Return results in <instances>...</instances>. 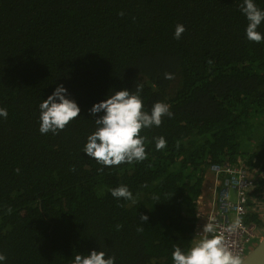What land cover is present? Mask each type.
Here are the masks:
<instances>
[{
  "label": "trees",
  "instance_id": "obj_1",
  "mask_svg": "<svg viewBox=\"0 0 264 264\" xmlns=\"http://www.w3.org/2000/svg\"><path fill=\"white\" fill-rule=\"evenodd\" d=\"M240 2L0 0L5 264H72L92 250L115 264H172L173 245L194 243L209 169L225 163L255 178L247 223L264 236V41L246 39ZM255 3L264 9V0ZM177 24L186 29L179 40ZM59 85L79 117L42 135L39 104ZM135 85L142 110L163 102L173 115L141 130L147 159L100 171L82 152L95 129L89 110L110 91ZM161 136L166 146L157 151ZM120 185L134 200L111 196Z\"/></svg>",
  "mask_w": 264,
  "mask_h": 264
},
{
  "label": "clouds",
  "instance_id": "obj_2",
  "mask_svg": "<svg viewBox=\"0 0 264 264\" xmlns=\"http://www.w3.org/2000/svg\"><path fill=\"white\" fill-rule=\"evenodd\" d=\"M239 9L248 21L245 28L246 39L256 43L264 41V33L258 31L264 23V9L259 8L255 0H241ZM185 30L182 24H177L174 38L179 40ZM172 78V74L165 73V79ZM141 91L142 86L139 85H135L134 91L112 90L104 100L94 104L89 110L94 118L95 129L86 137L82 152L102 166L100 171L105 167L125 163L130 165L147 159L146 138L140 135L141 130L159 127L162 117L173 115L169 105L163 102L154 103L150 113L142 110ZM80 111L78 104L68 98L67 89L63 85L57 86L39 104V132L44 135L63 131L71 121L79 117ZM7 116V109L0 107V118L6 119ZM154 141L157 151L165 148L164 137H155ZM110 194L117 201L134 200L133 193L126 185L110 189ZM139 218L146 222L149 219L147 215H140ZM238 223L239 221L236 222ZM232 227L234 225L229 226V230ZM201 232L203 235L186 250L173 245L172 264H242L241 259L225 247L223 238L215 235L214 223L206 222ZM6 259L0 253V264H5ZM72 264H115V257L107 255L103 250H92L88 254H76Z\"/></svg>",
  "mask_w": 264,
  "mask_h": 264
},
{
  "label": "built area",
  "instance_id": "obj_3",
  "mask_svg": "<svg viewBox=\"0 0 264 264\" xmlns=\"http://www.w3.org/2000/svg\"><path fill=\"white\" fill-rule=\"evenodd\" d=\"M209 173L214 175V181L204 185L197 201L194 241L203 235L204 224L212 222L216 227L215 235L221 236L225 247L242 262L246 256V245L258 237L255 235L256 226L247 223L254 205L250 193L255 189V178L247 169L229 163L213 165Z\"/></svg>",
  "mask_w": 264,
  "mask_h": 264
},
{
  "label": "water",
  "instance_id": "obj_4",
  "mask_svg": "<svg viewBox=\"0 0 264 264\" xmlns=\"http://www.w3.org/2000/svg\"><path fill=\"white\" fill-rule=\"evenodd\" d=\"M242 264H264V236L261 237L258 245L242 260Z\"/></svg>",
  "mask_w": 264,
  "mask_h": 264
},
{
  "label": "rangeland",
  "instance_id": "obj_5",
  "mask_svg": "<svg viewBox=\"0 0 264 264\" xmlns=\"http://www.w3.org/2000/svg\"><path fill=\"white\" fill-rule=\"evenodd\" d=\"M252 201V200H251ZM262 233H260L258 235L257 239H253L248 245H246V255H248L259 243L261 237H262ZM246 257V256H245Z\"/></svg>",
  "mask_w": 264,
  "mask_h": 264
},
{
  "label": "crops",
  "instance_id": "obj_6",
  "mask_svg": "<svg viewBox=\"0 0 264 264\" xmlns=\"http://www.w3.org/2000/svg\"><path fill=\"white\" fill-rule=\"evenodd\" d=\"M213 181H214V175L211 174V173H209V174H207V176H206V179H205L204 185H205V186H208L210 183H213ZM209 195L212 196V193H211V194L209 193Z\"/></svg>",
  "mask_w": 264,
  "mask_h": 264
},
{
  "label": "flooded vegetation",
  "instance_id": "obj_7",
  "mask_svg": "<svg viewBox=\"0 0 264 264\" xmlns=\"http://www.w3.org/2000/svg\"><path fill=\"white\" fill-rule=\"evenodd\" d=\"M260 214L261 215H263L264 214V208H262L261 209V211H260ZM249 224H253V223H249ZM253 225H255V224H253ZM256 226V225H255ZM264 228V227H263ZM263 232V229H259L257 226H256V233H255V235L257 236V235H259L260 233H262Z\"/></svg>",
  "mask_w": 264,
  "mask_h": 264
}]
</instances>
